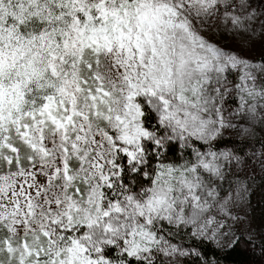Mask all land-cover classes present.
<instances>
[{
    "label": "snow or ice",
    "instance_id": "6c2138e0",
    "mask_svg": "<svg viewBox=\"0 0 264 264\" xmlns=\"http://www.w3.org/2000/svg\"><path fill=\"white\" fill-rule=\"evenodd\" d=\"M238 250L264 264V0H0V264Z\"/></svg>",
    "mask_w": 264,
    "mask_h": 264
},
{
    "label": "trees",
    "instance_id": "16d2710c",
    "mask_svg": "<svg viewBox=\"0 0 264 264\" xmlns=\"http://www.w3.org/2000/svg\"><path fill=\"white\" fill-rule=\"evenodd\" d=\"M244 259V254L241 250L233 252L226 259L224 264H242Z\"/></svg>",
    "mask_w": 264,
    "mask_h": 264
},
{
    "label": "rangeland",
    "instance_id": "374dc122",
    "mask_svg": "<svg viewBox=\"0 0 264 264\" xmlns=\"http://www.w3.org/2000/svg\"><path fill=\"white\" fill-rule=\"evenodd\" d=\"M213 39L217 40V42H222V43L226 44L228 47H234L235 46L228 38H221V37L214 36ZM243 254H244V259H243L242 264H247V259H248L247 254L245 252H243Z\"/></svg>",
    "mask_w": 264,
    "mask_h": 264
}]
</instances>
